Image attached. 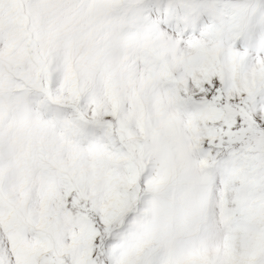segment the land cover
Returning a JSON list of instances; mask_svg holds the SVG:
<instances>
[{
	"label": "rangeland",
	"instance_id": "rangeland-1",
	"mask_svg": "<svg viewBox=\"0 0 264 264\" xmlns=\"http://www.w3.org/2000/svg\"><path fill=\"white\" fill-rule=\"evenodd\" d=\"M227 15L218 0H0V264H88L80 200L121 175L101 112L154 139L169 176L196 160L173 73L208 70Z\"/></svg>",
	"mask_w": 264,
	"mask_h": 264
},
{
	"label": "snow or ice",
	"instance_id": "snow-or-ice-1",
	"mask_svg": "<svg viewBox=\"0 0 264 264\" xmlns=\"http://www.w3.org/2000/svg\"><path fill=\"white\" fill-rule=\"evenodd\" d=\"M218 6L228 13V39L214 41L222 51L193 77L173 73L195 125L194 162L169 176L154 139L129 134L119 114L93 118L104 122L121 175L99 197L80 200L91 225L88 264H264V0ZM208 22L201 17L195 35ZM49 256L40 264H57Z\"/></svg>",
	"mask_w": 264,
	"mask_h": 264
},
{
	"label": "crops",
	"instance_id": "crops-1",
	"mask_svg": "<svg viewBox=\"0 0 264 264\" xmlns=\"http://www.w3.org/2000/svg\"><path fill=\"white\" fill-rule=\"evenodd\" d=\"M54 233H56V231ZM22 246H23L22 247L23 249L25 248L24 251H26V253L24 252V257H23V260H25V259H27V254H28L27 251H29V250L26 249V248H28L27 246H25V245H22Z\"/></svg>",
	"mask_w": 264,
	"mask_h": 264
},
{
	"label": "bare ground",
	"instance_id": "bare-ground-1",
	"mask_svg": "<svg viewBox=\"0 0 264 264\" xmlns=\"http://www.w3.org/2000/svg\"><path fill=\"white\" fill-rule=\"evenodd\" d=\"M171 46L169 47V50H171ZM207 52V51H206ZM171 53H172V50H171ZM175 53V52H174ZM212 53V52H211ZM175 54H178V53H175ZM182 57V56H181ZM180 58V57H179ZM178 59V58H177ZM182 59V58H181ZM181 61V60H180ZM172 66V65H171Z\"/></svg>",
	"mask_w": 264,
	"mask_h": 264
}]
</instances>
